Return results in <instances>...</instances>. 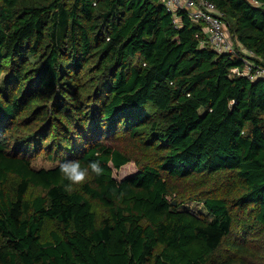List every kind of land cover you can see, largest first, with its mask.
Wrapping results in <instances>:
<instances>
[{
  "label": "trees",
  "instance_id": "1",
  "mask_svg": "<svg viewBox=\"0 0 264 264\" xmlns=\"http://www.w3.org/2000/svg\"><path fill=\"white\" fill-rule=\"evenodd\" d=\"M211 1L255 56L165 0H0V264H234V225L264 226V78L230 71L264 65V0Z\"/></svg>",
  "mask_w": 264,
  "mask_h": 264
},
{
  "label": "built area",
  "instance_id": "2",
  "mask_svg": "<svg viewBox=\"0 0 264 264\" xmlns=\"http://www.w3.org/2000/svg\"><path fill=\"white\" fill-rule=\"evenodd\" d=\"M254 4H259L257 0H251ZM166 6L174 15V22L179 24V11L184 10L190 17L202 23L206 40L219 53L238 55L241 50L243 53L255 56V52L242 47L237 49L234 39L227 33L223 12L211 0H165ZM244 61V66L231 68V75H245L250 80L264 78V65L251 60L246 55H240Z\"/></svg>",
  "mask_w": 264,
  "mask_h": 264
},
{
  "label": "rangeland",
  "instance_id": "3",
  "mask_svg": "<svg viewBox=\"0 0 264 264\" xmlns=\"http://www.w3.org/2000/svg\"><path fill=\"white\" fill-rule=\"evenodd\" d=\"M35 164L40 166L49 167L55 165L44 157H40L36 160ZM137 164L135 161H130L119 170H114V176L118 179H122L137 171ZM191 209L198 212L202 209L201 204H196L193 201L186 203ZM246 224L249 221L245 220ZM236 241L240 242L235 245ZM244 247L245 251H235V247ZM232 257L234 264H264V226L254 229L248 234L246 239H241V226L238 222L234 225L232 233L225 239L222 248L214 256L215 258L226 259Z\"/></svg>",
  "mask_w": 264,
  "mask_h": 264
},
{
  "label": "clouds",
  "instance_id": "4",
  "mask_svg": "<svg viewBox=\"0 0 264 264\" xmlns=\"http://www.w3.org/2000/svg\"><path fill=\"white\" fill-rule=\"evenodd\" d=\"M97 159L90 162L87 166L81 165L79 161L63 162L59 164V170L63 176V179L67 181L63 184L66 192H71L74 185L83 184L89 177L90 172L96 176L103 174V168L101 167L100 152L96 154Z\"/></svg>",
  "mask_w": 264,
  "mask_h": 264
}]
</instances>
